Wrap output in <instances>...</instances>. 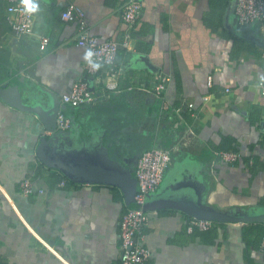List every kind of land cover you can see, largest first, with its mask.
<instances>
[{
    "label": "crops",
    "instance_id": "1",
    "mask_svg": "<svg viewBox=\"0 0 264 264\" xmlns=\"http://www.w3.org/2000/svg\"><path fill=\"white\" fill-rule=\"evenodd\" d=\"M125 1L31 0L32 27L15 38L0 0V88L15 86L21 101L0 93V264H119V222L135 205L132 192L69 179L48 163L38 145L60 131L58 110L75 116L81 137L102 153L112 142L109 156L133 175L143 150H172L146 200V264H264V47L240 35L264 38V24L239 25L234 11L226 17L230 0H140L129 27L120 17ZM68 3L83 9L90 35L121 44L96 77L84 69L77 24L60 18ZM157 75L169 77L168 109L152 92ZM79 79L100 99L61 103ZM218 150L240 156L221 163ZM197 206L230 219L188 232Z\"/></svg>",
    "mask_w": 264,
    "mask_h": 264
},
{
    "label": "built area",
    "instance_id": "2",
    "mask_svg": "<svg viewBox=\"0 0 264 264\" xmlns=\"http://www.w3.org/2000/svg\"><path fill=\"white\" fill-rule=\"evenodd\" d=\"M2 1L6 5L5 19L13 36L15 38L24 36L32 27L33 13L25 10L23 0ZM141 7L140 0H126L120 8L121 19L129 27L134 25L140 16ZM234 15L239 25L264 24V0H235ZM60 18L77 24L76 44L86 48L90 53L84 68L87 74L96 77L101 66H113L121 44L115 40H100L90 35L81 7L68 3L61 10ZM128 38L127 34L122 45L127 44ZM45 43L46 40H42L41 45ZM168 79L167 75H157L152 88L153 94L160 99L162 109L169 107L164 97ZM207 83H211V76L207 77ZM260 85L263 86V83L260 82ZM262 93H264L263 87ZM100 96L87 80L79 79L72 83L68 91L61 94L60 101L69 106H79L94 103L100 99ZM188 106L191 107L192 104L189 103ZM180 110V106H177L173 111L179 113ZM54 123L55 128L60 131L71 128L70 117L61 110L56 111ZM171 151L169 148L151 147L143 150L136 159L134 165L136 189L133 195L135 205L122 213L119 222V264H146L150 257V250L144 243L145 226L148 221L146 200L161 183L164 172L171 162ZM239 156L240 153L234 150L215 151V158L221 163H233ZM21 185L24 192L30 191L28 181H24ZM61 185H64V180L61 181ZM212 224L213 221L209 218L191 217L186 230L188 232L194 229L204 231L211 228ZM262 243L264 245V240Z\"/></svg>",
    "mask_w": 264,
    "mask_h": 264
},
{
    "label": "water",
    "instance_id": "3",
    "mask_svg": "<svg viewBox=\"0 0 264 264\" xmlns=\"http://www.w3.org/2000/svg\"><path fill=\"white\" fill-rule=\"evenodd\" d=\"M235 0H230L226 11V17L234 11ZM240 35L252 40L260 47H264V38L254 35L252 32ZM152 70L150 64L146 65ZM0 85L2 80L0 76ZM0 93L7 99L20 105V96L15 86H4ZM71 128L67 131H54L49 137L41 139L38 148L40 154L50 165L61 170L69 179L75 181H101L117 185L128 192H135V178L133 168L124 169L119 162L109 156L108 146L98 148V142L87 144L89 140L81 137V122L75 116L69 114ZM197 218H209L215 220L230 219L220 212L197 206L194 211Z\"/></svg>",
    "mask_w": 264,
    "mask_h": 264
},
{
    "label": "clouds",
    "instance_id": "4",
    "mask_svg": "<svg viewBox=\"0 0 264 264\" xmlns=\"http://www.w3.org/2000/svg\"><path fill=\"white\" fill-rule=\"evenodd\" d=\"M23 3L27 12H35L38 10V5L34 2H31V0H23ZM86 55H90V53Z\"/></svg>",
    "mask_w": 264,
    "mask_h": 264
}]
</instances>
